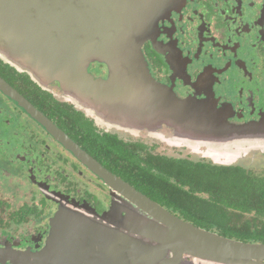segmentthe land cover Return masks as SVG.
<instances>
[{
	"label": "flooded vegetation",
	"instance_id": "af4514ba",
	"mask_svg": "<svg viewBox=\"0 0 264 264\" xmlns=\"http://www.w3.org/2000/svg\"><path fill=\"white\" fill-rule=\"evenodd\" d=\"M161 4L167 6L140 44L144 60L137 50L132 57L119 49L88 65L99 82V104L80 106L57 85L43 88L0 42V257L39 256L52 240L56 252L62 212L111 233L131 223H159L106 184L91 162L183 222L246 243L229 237L231 221L218 227L213 222L219 221L206 220L215 226L204 228L169 203V160L215 165L213 152L198 129L191 131L198 128L195 118L180 117L178 132L150 109L152 97L164 92L202 112L208 126L217 119L231 126L264 122V0ZM5 37L0 31V40ZM137 71L144 77L136 83ZM176 135L186 143L171 145ZM262 159L264 151H255L236 163Z\"/></svg>",
	"mask_w": 264,
	"mask_h": 264
},
{
	"label": "water",
	"instance_id": "95a60500",
	"mask_svg": "<svg viewBox=\"0 0 264 264\" xmlns=\"http://www.w3.org/2000/svg\"><path fill=\"white\" fill-rule=\"evenodd\" d=\"M167 1L172 5L178 0H0V31L9 34L0 42L5 52H13L7 57L21 63L43 88L57 85L80 106L99 104V82L88 73V65L108 58L101 52L116 56L119 49L132 57L137 50L139 61L144 60L140 44L161 15L158 10L165 5L161 3ZM137 73L136 83L144 77ZM162 94L152 97V114L163 116L178 132L184 127L180 117L195 118L198 128L193 126L191 131L198 129L199 137L207 140L214 163L231 165L264 151V122L231 126L217 119L208 126L202 112ZM170 139L173 146L186 143L178 135ZM69 148L84 160L76 147ZM91 164L106 184L136 200L159 223H131L111 233L90 219L62 212L58 223L65 230L57 233L56 252L52 240L39 256L0 257L1 264H115V260L116 264H263L264 244L221 238L185 223ZM67 218L74 222L64 223ZM185 255L192 260L184 262Z\"/></svg>",
	"mask_w": 264,
	"mask_h": 264
},
{
	"label": "trees",
	"instance_id": "16d2710c",
	"mask_svg": "<svg viewBox=\"0 0 264 264\" xmlns=\"http://www.w3.org/2000/svg\"><path fill=\"white\" fill-rule=\"evenodd\" d=\"M214 164L170 159L169 203L180 204L182 216L198 226L231 221L230 238L264 244V160Z\"/></svg>",
	"mask_w": 264,
	"mask_h": 264
},
{
	"label": "rangeland",
	"instance_id": "374dc122",
	"mask_svg": "<svg viewBox=\"0 0 264 264\" xmlns=\"http://www.w3.org/2000/svg\"><path fill=\"white\" fill-rule=\"evenodd\" d=\"M215 156V155H214ZM212 159V158H211ZM213 160V159H212ZM254 169H256L257 171H262V170H259V168H254Z\"/></svg>",
	"mask_w": 264,
	"mask_h": 264
}]
</instances>
